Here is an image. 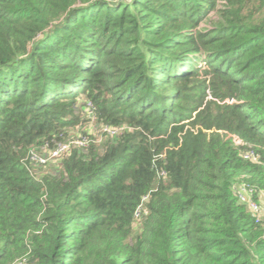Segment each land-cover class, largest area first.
Masks as SVG:
<instances>
[{"label":"trees","instance_id":"1","mask_svg":"<svg viewBox=\"0 0 264 264\" xmlns=\"http://www.w3.org/2000/svg\"><path fill=\"white\" fill-rule=\"evenodd\" d=\"M263 199L264 0H0V264H264Z\"/></svg>","mask_w":264,"mask_h":264},{"label":"built area","instance_id":"2","mask_svg":"<svg viewBox=\"0 0 264 264\" xmlns=\"http://www.w3.org/2000/svg\"><path fill=\"white\" fill-rule=\"evenodd\" d=\"M120 127H123V126L112 127L110 125L105 124V125H102V133L106 134L107 136L113 137L119 133ZM89 145H90L89 139L86 136H81V138H78V139L69 140V141H60L56 143L53 147H49V152L47 154H42L32 149L26 157V161H25L26 166L35 178L41 180L42 177H38L37 175V172H38L37 168L41 166H45L51 163L52 161L60 158L62 155L69 153L71 151V146H76V147L78 146L83 149H87ZM243 156L245 158H249L252 160H258V156L253 149H249L248 151H245L243 153ZM55 165H58V163ZM236 191H237V196L239 200L245 203L248 209L256 215V220L260 221L262 218L263 211H262L260 202L254 198L255 190L249 187L248 185H246L245 183H239L237 185ZM148 198H149V195L144 196L143 201H145ZM142 207H143V203H141L137 208V212L135 214L138 218L137 220H139L140 215L142 213ZM13 264H28V259L26 257H22V258L17 259Z\"/></svg>","mask_w":264,"mask_h":264},{"label":"rangeland","instance_id":"3","mask_svg":"<svg viewBox=\"0 0 264 264\" xmlns=\"http://www.w3.org/2000/svg\"><path fill=\"white\" fill-rule=\"evenodd\" d=\"M219 7H222V6L220 5ZM212 16L214 19H217L218 13L213 12ZM80 104L83 105L84 101L82 100ZM78 110L81 111L80 106H78ZM82 110H83V117H85V118H86V116H89V113H91L90 106L88 104L86 106H84L82 108ZM91 116H92V114H91ZM89 118H90V116H89ZM127 129H128V126L120 127L118 134L122 133L124 130H127ZM81 136H86L89 139L90 143L92 140L96 141V144L99 146L100 149H102V145L108 139L116 137V136H113V137L107 136L106 134L102 133V124L98 123L94 117H91L90 120L89 119L85 120V122L83 121V123L79 124L78 126H76L73 129H71V131L68 133V135L66 136V138L63 141L78 139V138H81ZM75 147L76 146H71V149H73ZM34 151H38L39 153H42V154H47L49 152V147H42L40 149H34ZM84 151H87V149H85ZM67 154L62 155L60 158L52 161L51 163H49L45 166H41V167L37 168L38 177H43V175H45L46 173H54L56 171H59V169L61 168V165H62L61 163ZM57 163H58V165H55ZM262 206L264 208V203L262 204ZM134 228L137 229L138 224L135 225Z\"/></svg>","mask_w":264,"mask_h":264}]
</instances>
